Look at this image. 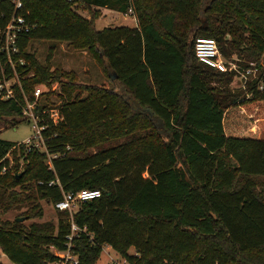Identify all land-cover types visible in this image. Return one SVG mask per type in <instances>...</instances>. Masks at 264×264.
Here are the masks:
<instances>
[{
    "label": "trees",
    "instance_id": "16d2710c",
    "mask_svg": "<svg viewBox=\"0 0 264 264\" xmlns=\"http://www.w3.org/2000/svg\"><path fill=\"white\" fill-rule=\"evenodd\" d=\"M94 6L132 10L137 25L98 28ZM15 12L30 28L15 56L20 84L13 97L0 94V118L29 120L26 98L55 82L60 102L38 99L35 109L42 117L57 108L61 118H41L48 152L0 136V212L25 207L0 218L12 263L58 259L74 220L78 264H98L105 245L129 264H264V87L246 97L233 71L200 61L194 48L209 36L229 59L264 58V0H22L19 8L0 0V80L14 75L1 42ZM34 39L86 50L121 89L52 68L28 49ZM10 154L23 157L21 171H10ZM82 188L101 194L40 220L41 200L54 205Z\"/></svg>",
    "mask_w": 264,
    "mask_h": 264
},
{
    "label": "built area",
    "instance_id": "2783aa9c",
    "mask_svg": "<svg viewBox=\"0 0 264 264\" xmlns=\"http://www.w3.org/2000/svg\"><path fill=\"white\" fill-rule=\"evenodd\" d=\"M22 6V0H16V7ZM132 12V10H130ZM30 28V24L26 23L24 15L14 13L2 31L3 39L1 42V49L6 53L8 62L14 68V75L12 77L18 78L16 72V54L19 52V37L25 31ZM195 54L198 59L208 65L216 68L227 69L234 72V82L237 88H241L245 91L246 97H252L254 93L264 87V58L260 60H252L249 62H242L240 59H229L220 51L217 40L209 36H197L194 42ZM21 63H24V59H19ZM11 78V77H10ZM10 79L5 78L0 80V94L3 98H9L14 96V84L15 82L8 83ZM42 87L36 86L34 89V99L26 98L24 106V115L29 119L32 125L33 132L30 136L23 141L18 142L26 145L29 149L38 148L48 152V147L45 143L43 130L44 124H41V118L44 117L43 113H50L51 118L55 123L60 120V113L57 108H45L42 109V117L39 112L36 111L35 105L42 94ZM51 156V153H48ZM53 155V154H52ZM55 156V154H54ZM5 171V167L2 172ZM101 194V190L98 188H82L76 192H66L62 199L55 202L54 206L59 209H67L71 212L79 202L87 201L98 197ZM71 232L67 235V247L63 250H59L56 253L59 258L52 261H45L39 264H78V257L71 250V243L73 235L80 229V227L72 220ZM15 264V263H12ZM116 264H126V261H117Z\"/></svg>",
    "mask_w": 264,
    "mask_h": 264
},
{
    "label": "rangeland",
    "instance_id": "374dc122",
    "mask_svg": "<svg viewBox=\"0 0 264 264\" xmlns=\"http://www.w3.org/2000/svg\"><path fill=\"white\" fill-rule=\"evenodd\" d=\"M73 6L82 15L86 17L92 16V11L88 8H85L82 3H76ZM93 8L97 9V16L95 20L96 26L98 28L119 24H127L130 26L137 25V16L133 12H121L115 9L101 6H94ZM28 49L35 52L39 60L42 62H46L50 59L52 68H62L64 70L74 71L76 79L79 82L106 84L107 86H114L119 90L121 89L120 85L117 84V82H114L112 80L113 78L109 76L107 70H105V68L86 50L74 48L65 41L61 42L51 39H34L29 44ZM114 74L115 73H112L111 75ZM9 79L10 80L8 81V83L15 82V84H20L19 75L18 78L11 77ZM38 85L42 87L43 91V94H41V96L39 97L41 101L46 103V99H48L49 101H56V103L60 102L61 97L58 95L61 92L59 89V82H55L51 86L45 83H40L36 86ZM233 85V87H236L235 83H233ZM49 105H52L51 102H49ZM32 132L33 129L31 122L27 119L23 120L18 125L13 126L11 122L7 121L5 117L0 118V136L5 139L20 142L30 136ZM10 162V171L12 173L21 171L24 166L23 157H19V159L17 160L13 158L12 154H10ZM16 188L19 189V187ZM41 204L44 209V214L40 218V220L50 219L56 221L58 218L57 208L52 203L47 202L46 200H41ZM77 204L74 206L76 207ZM24 209L25 207H15L7 209L3 212H0V218L12 219ZM106 246L107 245L103 247V251L98 260V264H116L117 261H124L122 256L118 254L117 251ZM0 261L3 264H12V261L2 251L1 247ZM126 264L129 263L126 262Z\"/></svg>",
    "mask_w": 264,
    "mask_h": 264
},
{
    "label": "water",
    "instance_id": "95a60500",
    "mask_svg": "<svg viewBox=\"0 0 264 264\" xmlns=\"http://www.w3.org/2000/svg\"><path fill=\"white\" fill-rule=\"evenodd\" d=\"M111 77H112V78L116 77V74H114V75H111ZM17 219H19V220H23V219H24V217H23V216H21V217H18Z\"/></svg>",
    "mask_w": 264,
    "mask_h": 264
},
{
    "label": "crops",
    "instance_id": "0c3cea01",
    "mask_svg": "<svg viewBox=\"0 0 264 264\" xmlns=\"http://www.w3.org/2000/svg\"><path fill=\"white\" fill-rule=\"evenodd\" d=\"M106 247L112 248L110 245H107ZM134 249L131 248L130 251H133Z\"/></svg>",
    "mask_w": 264,
    "mask_h": 264
}]
</instances>
